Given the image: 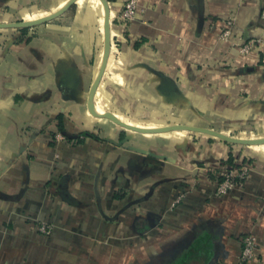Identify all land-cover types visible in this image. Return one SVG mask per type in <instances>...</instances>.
Returning <instances> with one entry per match:
<instances>
[{
  "label": "crops",
  "instance_id": "1",
  "mask_svg": "<svg viewBox=\"0 0 264 264\" xmlns=\"http://www.w3.org/2000/svg\"><path fill=\"white\" fill-rule=\"evenodd\" d=\"M107 1L95 111L141 127L264 137V0H140L126 25L117 19L126 0ZM66 2L0 0V22ZM104 14L100 0H76L46 22L0 28V264H238L247 233L258 248L246 264H264V144L139 132L89 111ZM229 17L244 41L261 40L250 52L220 39ZM58 131L71 140L55 143ZM230 156L251 172L217 196ZM201 244L206 259L190 252Z\"/></svg>",
  "mask_w": 264,
  "mask_h": 264
},
{
  "label": "built area",
  "instance_id": "2",
  "mask_svg": "<svg viewBox=\"0 0 264 264\" xmlns=\"http://www.w3.org/2000/svg\"><path fill=\"white\" fill-rule=\"evenodd\" d=\"M139 2L140 0H126L121 12L117 17L118 21L126 25L129 22L139 18L140 12L142 11V8L139 7ZM260 18L264 25V9H262L260 12ZM219 37L225 41L228 39L234 40V43L242 42L240 47V52L242 53L250 52L254 44H259L261 42L259 38H250L244 41L241 35H238L233 31V19L231 17L226 19L224 28L219 32ZM51 139L55 143H60L67 142L69 137H67V135H65L63 132L58 131L52 135ZM238 164V166L228 165L219 171L220 178L217 180L215 186V194L217 196H224L228 194L233 188L244 186L250 175L251 166L248 162H239ZM181 199L182 195H179L176 201ZM37 229L43 234H48L52 229V225L41 223L38 225ZM241 242L242 247L238 264H246L249 260L255 257L258 248V242L255 234L253 233L245 234Z\"/></svg>",
  "mask_w": 264,
  "mask_h": 264
},
{
  "label": "water",
  "instance_id": "3",
  "mask_svg": "<svg viewBox=\"0 0 264 264\" xmlns=\"http://www.w3.org/2000/svg\"><path fill=\"white\" fill-rule=\"evenodd\" d=\"M76 0H67V2L58 10L37 18L33 20H28V21H14V22H0V28L2 27H28V26H33L37 25L43 22H46L48 20H51L62 13H64ZM101 3L103 4L104 7V23H103V30H104V48H103V55H102V61L101 65L98 71L97 76L95 77L92 86L90 88L89 94H88V108L89 111L95 115V116H100V117H106L117 123L118 125L134 130V131H139V132H147V133H155V132H162V131H168V130H177V129H185V130H191V131H196V132H202V133H207L213 136H216L218 138H221L225 141L232 142V143H240L244 145H258V144H264V137H257V138H240V137H234L227 135L221 131L211 129V128H206V127H200V126H194V125H186V124H172V125H166L163 127H141L138 125H133L129 122L123 121L120 119L116 114H114L111 111H106L104 113H97L93 109V99L95 92L97 90V87L99 85V82L101 80V77L105 71L106 64L108 61V56H109V51H110V8L107 0H100ZM201 8V7H200ZM202 20H200L201 22ZM250 38H245V40H248Z\"/></svg>",
  "mask_w": 264,
  "mask_h": 264
},
{
  "label": "trees",
  "instance_id": "4",
  "mask_svg": "<svg viewBox=\"0 0 264 264\" xmlns=\"http://www.w3.org/2000/svg\"><path fill=\"white\" fill-rule=\"evenodd\" d=\"M23 30H24V28H23ZM69 140H71V138H69ZM227 163H228V165L229 166H238L239 164H237V163H235V162H233V157L232 156H230L228 159H227ZM220 178V177H219ZM195 252L194 254L196 255V258H199V257H201V258H204V259H206V253L207 252H209V249H208V247H206V245H196V246H194L192 249H191V253L193 254V252ZM208 254V253H207ZM190 257V256H189ZM189 258L187 257L185 260H188ZM184 260V261H185Z\"/></svg>",
  "mask_w": 264,
  "mask_h": 264
},
{
  "label": "bare ground",
  "instance_id": "5",
  "mask_svg": "<svg viewBox=\"0 0 264 264\" xmlns=\"http://www.w3.org/2000/svg\"><path fill=\"white\" fill-rule=\"evenodd\" d=\"M94 109V108H93ZM95 111V110H94ZM97 112V111H96ZM97 113H104V112H97ZM134 125V124H133Z\"/></svg>",
  "mask_w": 264,
  "mask_h": 264
}]
</instances>
